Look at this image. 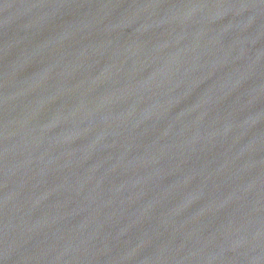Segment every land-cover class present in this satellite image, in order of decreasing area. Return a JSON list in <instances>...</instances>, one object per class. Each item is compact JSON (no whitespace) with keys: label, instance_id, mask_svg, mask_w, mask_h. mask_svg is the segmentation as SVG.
Wrapping results in <instances>:
<instances>
[{"label":"water","instance_id":"obj_1","mask_svg":"<svg viewBox=\"0 0 264 264\" xmlns=\"http://www.w3.org/2000/svg\"><path fill=\"white\" fill-rule=\"evenodd\" d=\"M0 264H264V0H0Z\"/></svg>","mask_w":264,"mask_h":264}]
</instances>
